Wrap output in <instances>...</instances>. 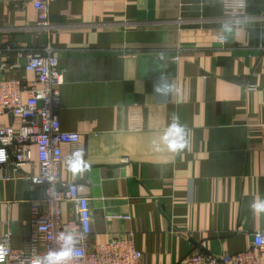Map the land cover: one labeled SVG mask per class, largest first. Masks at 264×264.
I'll list each match as a JSON object with an SVG mask.
<instances>
[{
	"label": "crops",
	"instance_id": "1",
	"mask_svg": "<svg viewBox=\"0 0 264 264\" xmlns=\"http://www.w3.org/2000/svg\"><path fill=\"white\" fill-rule=\"evenodd\" d=\"M48 10L51 26L39 27L31 4L0 0V78L33 80L27 54L50 45L57 55L60 128L80 133L61 143L59 179L89 197L91 240L130 233L150 264L245 249L264 227L250 207L264 199V0H246L239 25L222 0H52ZM160 75L175 85L166 97L154 92ZM173 117L187 133L178 152L165 140ZM1 124L19 117L6 110ZM76 152L87 167L73 174ZM41 195L0 179V236L10 227L14 247ZM61 207L66 220L70 203Z\"/></svg>",
	"mask_w": 264,
	"mask_h": 264
},
{
	"label": "built area",
	"instance_id": "2",
	"mask_svg": "<svg viewBox=\"0 0 264 264\" xmlns=\"http://www.w3.org/2000/svg\"><path fill=\"white\" fill-rule=\"evenodd\" d=\"M1 1L15 6L31 4L36 10V25L51 26L48 7L52 0ZM222 3L223 16L228 23L239 25L247 17L246 0H222ZM217 38L220 42L227 39L224 35ZM23 66L33 73V80L10 76L0 78V113L10 110L19 117L17 127L0 125V152L4 156L0 160V179L22 178L42 186V195L31 202L30 232L21 246L12 245L13 230L10 227L1 234L2 264H35L39 256L58 247L55 239L66 228L84 234V240L77 244L84 255L69 264H150L145 253L135 246L130 233L103 241L91 240L89 197L79 194L76 181L59 179L61 143L78 145L80 133L60 128L58 110L63 73L58 57L50 45H46L43 52L28 53ZM254 87L248 84V88ZM32 145L35 147L34 156ZM27 165L36 169L25 170ZM65 200L70 203L72 215L63 220L61 202ZM77 206L80 212H77ZM263 250L264 227L252 231L250 244L243 250L226 253L196 251L186 257L184 264H262Z\"/></svg>",
	"mask_w": 264,
	"mask_h": 264
},
{
	"label": "clouds",
	"instance_id": "3",
	"mask_svg": "<svg viewBox=\"0 0 264 264\" xmlns=\"http://www.w3.org/2000/svg\"><path fill=\"white\" fill-rule=\"evenodd\" d=\"M223 42V41H221ZM175 91V85L168 82L167 78L160 75L158 82L154 84V92L161 96H168L169 93ZM186 130L179 124L178 118L173 117V123L169 128V132L165 137L168 147L172 151H180L185 148L187 141L185 136ZM3 153L0 152V160H3ZM69 167L73 174L84 171L87 165L83 160V153L76 152L69 160ZM254 214L264 213V199L253 200L250 205ZM77 212H80L79 206H77ZM84 240V234L73 229L66 228L63 232H60L55 243L57 248L49 249L46 254H43L37 258L35 264H69L73 260L80 259L84 253L77 248V244ZM3 253L0 252V264H2Z\"/></svg>",
	"mask_w": 264,
	"mask_h": 264
}]
</instances>
